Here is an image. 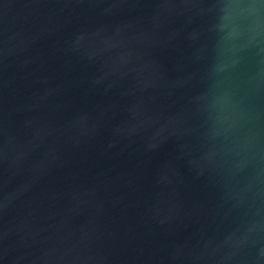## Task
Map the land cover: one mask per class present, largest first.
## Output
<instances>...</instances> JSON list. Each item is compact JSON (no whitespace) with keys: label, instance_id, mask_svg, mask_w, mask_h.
<instances>
[{"label":"water","instance_id":"95a60500","mask_svg":"<svg viewBox=\"0 0 264 264\" xmlns=\"http://www.w3.org/2000/svg\"><path fill=\"white\" fill-rule=\"evenodd\" d=\"M0 264H264V0H0Z\"/></svg>","mask_w":264,"mask_h":264}]
</instances>
